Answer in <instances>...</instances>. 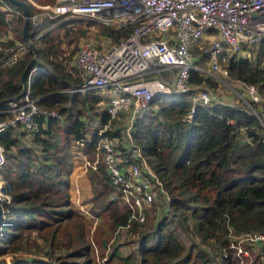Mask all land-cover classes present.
I'll return each mask as SVG.
<instances>
[{"label": "trees", "instance_id": "16d2710c", "mask_svg": "<svg viewBox=\"0 0 264 264\" xmlns=\"http://www.w3.org/2000/svg\"><path fill=\"white\" fill-rule=\"evenodd\" d=\"M2 1L21 11L9 0ZM22 1L28 12L26 33L32 38L31 46L35 51L27 44L23 54L18 55L14 62L1 64L0 61V119L4 118L1 110L6 101L18 96L22 88L26 89L27 73L23 84L20 73L30 57L34 58L32 65L42 66L49 74L42 70L32 72L28 93L37 99V105L55 108L58 115L36 117L38 129L33 133L18 130V127H8L0 133V144L4 149L0 178L3 190L11 200L0 225V254L6 253L11 260L0 259V264L21 262L16 253H29L37 246V239L48 241L49 247L40 248L37 252L52 257L53 261L31 262L33 259L25 257L23 264H89L87 252L90 245L85 243L81 230L83 220L74 222L69 232L64 224L77 214L97 218L104 213L111 229L123 227L133 233L144 224L130 218L134 212L126 201L130 200V196L122 197L121 185L111 182L102 155L99 154L97 159L100 160L92 164L84 157L85 153L95 149L101 136L114 139V156L118 159L115 163L121 171L127 172L126 165L136 162L149 181H153L150 175L153 172L168 196L165 200L161 194L160 202L167 205L168 212L180 227H187L190 221L201 239L219 240L218 255L211 257L208 251L199 250L193 262L231 264L232 260H238L228 249L222 251L226 242L231 240V235L264 234V133L257 117L244 106L220 103L211 95L210 103L194 105L188 120L184 114L192 103V92H170L158 94L150 100V109L132 122L129 138L122 132L127 122L126 114H120L108 128L97 132L108 119L105 110L97 116L99 127L87 136L84 115L74 107L76 104L80 107L87 104L88 108H92L91 105L99 102L101 96L62 92L67 81L77 84L80 78L68 57L56 53L61 40L60 31L63 37L72 34L74 28L70 24L75 20L62 15L50 18L38 13L40 9L28 0ZM4 15L0 1V37L3 36L0 45L11 47L16 40L10 35H3L10 21L5 20ZM12 17L19 20V40L24 41L23 16L16 14ZM101 25L103 37L112 42L125 38L132 28L129 24ZM54 30L56 33H53ZM254 48L253 60L234 53L227 58L226 67L233 79L252 85L261 97L257 102H250L254 109L259 105L262 112L260 118L264 123V63L259 60L264 56V38ZM4 56L5 52L0 50V59ZM188 82L190 85L205 84L210 87L215 84L209 77L195 72H190ZM85 93L89 94V91ZM56 124L63 127L69 138L85 146L81 157L85 158L84 163L89 161L87 179L92 189V195L87 200L92 204L86 213L74 204L67 173L60 167L62 159L50 161L51 154L57 151V142L51 140L56 136L52 131ZM25 140L37 147L39 153H34L24 143ZM164 218L157 222L153 230L140 235L136 264H189V253L179 239L177 229L165 228L168 222L165 223ZM60 230L63 242L56 239ZM246 247L256 248L247 244ZM223 252L225 256L221 255ZM111 254L120 256L116 246ZM259 262L264 264L261 259Z\"/></svg>", "mask_w": 264, "mask_h": 264}, {"label": "built area", "instance_id": "2783aa9c", "mask_svg": "<svg viewBox=\"0 0 264 264\" xmlns=\"http://www.w3.org/2000/svg\"><path fill=\"white\" fill-rule=\"evenodd\" d=\"M0 1L4 7L8 6ZM36 6L42 9L40 14L50 18L62 15L107 25L132 26L130 33L117 42L104 37L98 44L81 42L70 61L80 78L71 89L97 90L104 100L103 110L108 119L97 132L108 128L121 113H126L127 122L122 132L128 138L134 119L150 109V100L158 94L191 91L192 103L184 114V118L190 120L195 104L206 105L212 99L211 91L203 84H189L190 72L222 81L227 58L257 46L264 38V0H54L50 5ZM7 10L10 14L14 12L13 16L22 15L21 11ZM31 40L28 37L11 47L0 45V50L5 52L1 64L14 62ZM35 70L49 74L40 65L31 66L26 75L25 91L7 100L1 110L4 118L0 119V133L8 127L33 133L38 129L36 117L57 116L53 109L37 105V99L28 93V82ZM242 84L250 101L261 100L252 85ZM113 140L101 136L96 156L102 155L111 182L121 185L122 197L130 196V200H126L134 209L130 218L143 223L155 193L163 194L165 200L168 196L153 172H150L153 181H149L136 162L126 165L127 172L116 166L118 159L114 156ZM3 161L4 149L0 144V168ZM10 204V195L3 190L0 178L2 220ZM242 240L256 246L264 262V234L244 233L229 240L226 249L238 259L246 255L240 245ZM221 255L225 256V252Z\"/></svg>", "mask_w": 264, "mask_h": 264}, {"label": "rangeland", "instance_id": "374dc122", "mask_svg": "<svg viewBox=\"0 0 264 264\" xmlns=\"http://www.w3.org/2000/svg\"><path fill=\"white\" fill-rule=\"evenodd\" d=\"M28 1L32 5L37 7L36 5L39 6L50 5L51 3H53L54 0H28ZM37 8L38 10L40 9V12L42 11L41 8L39 7ZM2 9H4L5 11V15H4L5 20L10 19L4 31L6 33H4L3 35L4 36L10 35V37L16 40L15 43H22V41L19 40V35H18L20 22L18 19L17 20L12 19L13 18L12 14L14 12L10 14L7 9H10L12 11H17V10H14L6 5L4 7L3 4H2ZM70 19L75 20L74 23L70 24V26L74 28L73 32L72 34H69L67 37H63L62 31H60L59 35L61 37V40L58 45L59 51L58 50L56 51V53H60V56L62 55L67 56L69 61H71L72 54L74 53L75 49L81 42L90 41L92 43L98 44L103 39V35L101 33V29L103 25H101V23L95 20L84 19L79 17H74V18L72 17ZM53 33H56V30H54ZM0 38H3V36H1ZM254 47L248 50H243L240 55L247 56L253 60L255 57V49H256ZM22 54H23V50L19 53V57ZM259 60L263 64L264 56H261ZM211 80L215 82L213 87L207 86L205 84L203 85L211 91V94L214 97V99H218L220 103H224V104L244 106L249 112L253 113L257 117L264 133V123L260 118L262 112L259 109V105L257 104L255 109L252 108L253 106L249 100L250 97L246 92L245 88L243 87V84L233 79L230 76L227 69L225 75H222L221 77L222 81L219 80L215 81L214 79ZM71 85H75V84L72 83L71 81L69 82L67 81V85L61 91L74 92L71 89ZM76 92H78L77 94L81 93L79 91ZM91 93L92 95H100L98 94L99 91L97 90L91 92L89 91V96L91 95ZM239 95H242V97H240ZM86 105L87 104H85L83 107H80L79 104H76L74 109L80 110L79 114L84 115L83 119L86 122L85 133L88 136L95 128L99 127L97 116L104 109L103 107L104 100L100 99L99 102L92 104L91 105L92 108H88ZM52 109L54 111H57L55 108ZM73 111L74 110H72V113L75 114ZM125 114L126 113H121V115H125ZM56 115H58V113ZM66 115L67 114L65 113L64 114L65 119L67 117ZM66 123L67 122H65L64 124ZM52 131L56 136L52 137L51 140L52 142H57V151L51 154L52 157L50 161H52V159L53 161L54 159L56 161L62 159L60 161V165H61L60 167H62V169H64V171L67 173L66 179L68 184L70 183L71 197L74 200V204L77 207L79 206L81 209H84L82 212L86 213L91 208L92 203L88 202L87 200H89L90 199L89 197L92 195V189L87 179V167H88L87 165L89 161L88 162L86 161L85 164L84 160L85 158L89 159L91 161L89 162L90 164H92L93 161L94 162L99 161L100 159H97L99 158V155L96 156L97 148L95 147L93 151L91 150L89 153L87 152L88 154L85 153L86 154L84 156L85 158H82L81 156L84 155L85 146L83 147V145L80 144V141H74L72 138H69V136L64 133L63 127L59 126V124L53 126ZM24 143H26V145L30 147L34 153L36 154L39 153L37 147L32 145L31 142L29 143L26 141ZM7 153L8 151L6 152V154ZM74 156H76L77 158ZM75 165L78 166L76 167ZM82 169H84V172L82 171ZM160 200H161V193H155L154 200L150 204L151 208H149L150 207L149 206L148 207L149 209H147L146 219L144 221V224L138 227L137 232L135 233L128 231L123 227L111 229L108 223V219L104 216V213L98 216L97 218H95L93 215L81 216L77 214L74 215L73 218L70 219L68 222L66 220L64 224L68 231L71 230V225H73L74 222H77L80 219L83 220V226L81 227V230L83 232V237L85 238V243L90 245V249L87 252L89 264H136L137 255H138L137 246L139 245L140 235H142L143 232L148 233L149 231L153 230L157 222L163 217H165L163 219L165 223L168 222V224L164 226L165 228L168 226L177 229L178 237L185 245L187 253H189L188 255L190 258L189 264H196V262H193L192 260L194 259L193 258L194 255L199 250L208 251L211 257L218 255L219 252L218 246L220 245L219 240L201 239L198 236V234L195 232V230L191 227L190 221H188L187 227L185 228L180 227V225L177 224L176 220L168 212L166 207L167 205H165L164 203L161 204ZM61 232L62 230H60L56 234V239L57 241L60 240V242H63L64 238L62 237ZM243 234H239V235H243ZM236 235L237 234H232L230 238L237 239L239 235L237 236ZM147 238L149 239V236ZM228 242H226V245L223 247L222 251L227 247ZM36 243L37 246L31 248L32 251H29V253H23V254L16 253V255H19L21 262H15L14 264H21V263L23 264L25 257L28 259H33L31 262L46 263L48 261L50 262V260L53 261L52 257L37 252L40 251V248L44 250L45 247L46 248L49 247L48 241L46 239L45 240L37 239ZM240 245L241 247H243V249L246 250V255H241V257H239L238 260H232L231 264H260L259 262L260 258L255 247L248 249L246 247L245 240H242L240 242ZM114 246H116V252L117 254L119 253L120 256L111 254ZM54 253H56V250H54ZM0 259L6 262H10L11 260L9 255H7L6 253L0 254ZM147 264H151V263H147Z\"/></svg>", "mask_w": 264, "mask_h": 264}, {"label": "water", "instance_id": "95a60500", "mask_svg": "<svg viewBox=\"0 0 264 264\" xmlns=\"http://www.w3.org/2000/svg\"><path fill=\"white\" fill-rule=\"evenodd\" d=\"M11 3H13L14 5H17L21 12H22V15H23V22H22V37L24 40H27L28 39V35L26 33V25H27V21H28V12H27V8H26V4L24 1L22 0H9ZM28 45L31 46V42L29 41L28 42ZM32 48V51L34 52V47L31 46ZM33 61H34V58L33 57H30V59H28V61L25 63L21 73H20V80H21V83L23 84L24 83V75L27 73V71L31 68L32 64H33ZM23 91V88L20 92V94L22 93ZM19 94V95H20ZM18 95V96H19ZM18 96H16L15 98H17ZM2 218H1V208H0V225L2 223Z\"/></svg>", "mask_w": 264, "mask_h": 264}, {"label": "crops", "instance_id": "0c3cea01", "mask_svg": "<svg viewBox=\"0 0 264 264\" xmlns=\"http://www.w3.org/2000/svg\"><path fill=\"white\" fill-rule=\"evenodd\" d=\"M74 92H76V91H74ZM80 94H85V96H87V95H89L88 93H85V92H81ZM152 108V107H151ZM154 108V107H153ZM18 130H21L20 128H17ZM27 137H28V135L24 138V139H27ZM23 138V137H22ZM76 167L78 166V165H75ZM82 171L84 172V169H82Z\"/></svg>", "mask_w": 264, "mask_h": 264}]
</instances>
